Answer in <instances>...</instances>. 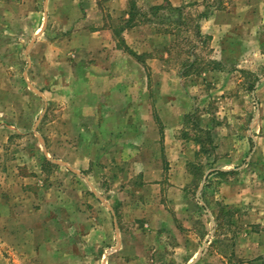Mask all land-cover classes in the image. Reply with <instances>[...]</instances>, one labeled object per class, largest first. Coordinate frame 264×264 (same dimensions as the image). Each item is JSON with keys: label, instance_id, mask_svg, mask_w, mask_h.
Returning a JSON list of instances; mask_svg holds the SVG:
<instances>
[{"label": "rangeland", "instance_id": "1", "mask_svg": "<svg viewBox=\"0 0 264 264\" xmlns=\"http://www.w3.org/2000/svg\"><path fill=\"white\" fill-rule=\"evenodd\" d=\"M0 264H264V0H0Z\"/></svg>", "mask_w": 264, "mask_h": 264}, {"label": "crops", "instance_id": "2", "mask_svg": "<svg viewBox=\"0 0 264 264\" xmlns=\"http://www.w3.org/2000/svg\"><path fill=\"white\" fill-rule=\"evenodd\" d=\"M120 1H124V0H120ZM159 1L161 2V0ZM169 1L174 6L181 4L182 0H169ZM132 30L133 28L127 30L126 32L128 33L133 32ZM85 32L88 33V42H86V45L82 47V49L80 48L82 57H84L85 60L83 64L104 66L102 73L104 72L108 73V76H103L101 77V79L105 80L106 82L111 81L112 72L110 70H107V68H111V66L115 63L113 55L114 56L120 55L127 59L129 58V52L126 53L124 50L117 49L114 43H110V41L107 40L108 32H110V29H108V27H105L104 25L100 26V28L85 30ZM95 34H100V39L98 40L95 39L96 37ZM104 37L106 40L104 39Z\"/></svg>", "mask_w": 264, "mask_h": 264}, {"label": "trees", "instance_id": "3", "mask_svg": "<svg viewBox=\"0 0 264 264\" xmlns=\"http://www.w3.org/2000/svg\"><path fill=\"white\" fill-rule=\"evenodd\" d=\"M161 7H162V6L152 7V10L158 11V10L161 9ZM135 9H137V6H136V4H133V5H132V12H133V10H135ZM132 12H131V14H130V17L133 18ZM130 21H131V20H129V21L126 22V24H127L126 26H128V28H131V27H132V26L130 25ZM129 25H130V26H129ZM126 26H125V27H126Z\"/></svg>", "mask_w": 264, "mask_h": 264}]
</instances>
